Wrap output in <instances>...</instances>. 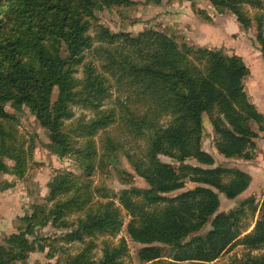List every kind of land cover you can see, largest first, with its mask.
I'll use <instances>...</instances> for the list:
<instances>
[{
  "label": "trees",
  "instance_id": "obj_1",
  "mask_svg": "<svg viewBox=\"0 0 264 264\" xmlns=\"http://www.w3.org/2000/svg\"><path fill=\"white\" fill-rule=\"evenodd\" d=\"M205 1L220 13L234 14L243 27L249 24L243 6H261L255 0ZM125 3L130 1L0 0V151L8 153L4 141L7 136L13 137V133L7 135L3 122L19 121L16 115L4 110L11 104L18 111L24 106L29 108L40 125L49 131L53 146L58 147L55 153L61 157L66 155L69 147L60 130L63 118L69 116L68 104L73 98L90 96L91 105L98 108L109 97L106 85L110 83L98 72L100 66L97 69L96 62H85V53L89 51L94 57L104 59L103 69L110 72L117 84L131 83L134 89L131 96L159 104L158 107L149 105L150 113H155L156 118L146 114L140 124L134 125L138 132L145 129L149 133L147 151L142 157L128 156L134 172L149 188L124 190L120 195L121 204L132 216L128 234L142 246L138 252L140 261L144 264L168 261L215 264L236 246L250 251L264 248V197L261 206L251 197L230 212L220 213L219 195L223 194L228 200L237 199L248 190L251 178L237 168L214 167V157L202 150L203 117L207 115L218 153L226 159L252 160L254 140L264 132V116L250 102L245 90L249 67L236 55L226 56L211 50L191 54L190 48L179 47L171 38L154 31L131 37L126 33L112 34L101 26L92 37L95 12ZM127 51L136 59L130 60L125 54L119 61L114 56ZM81 61L85 78L82 88L76 91L79 82L75 85L71 67ZM154 81H161L168 88L162 90L163 94L159 92L156 100L148 97L158 96ZM55 88L60 95L58 101L52 103ZM101 114L99 112L93 120V133L110 125L111 121L100 118ZM169 116L172 122L160 125L162 118ZM253 123L258 125V131L252 127ZM88 145H92V153L81 164L87 176L93 177L99 167L98 150L93 141ZM161 154L180 163V168L163 163L159 159ZM188 159L204 167L185 165ZM16 168H21L19 162ZM19 172L20 169H6L0 161V174L20 175ZM187 180L197 187L173 195L185 188ZM61 189L68 199L56 201L50 209L37 206L31 217H25L21 233L6 239L9 248L0 246V264H15L26 259L33 249L29 236L35 234L36 229L50 222L58 229L63 228L66 225L63 213L70 205L79 207L89 202L86 198L91 202L95 199L92 186L79 195L83 188L75 186L70 172L50 186V193L57 197ZM161 204L165 205L161 211L149 210ZM258 211L260 215L253 231L244 234V219L247 220L249 213L254 218ZM123 221L121 209L109 200L99 203L97 211L91 209L83 219L79 218L76 230L68 232L65 238L83 242L84 238L96 234L114 237L123 227ZM209 223L210 231L202 235ZM93 244L92 241L90 246ZM161 245L169 249L170 257H165ZM126 246L118 248L108 244L101 262L91 263L88 259L83 262L84 255H81L66 264H119L118 259L126 255ZM232 264H264V256L248 255Z\"/></svg>",
  "mask_w": 264,
  "mask_h": 264
},
{
  "label": "rangeland",
  "instance_id": "obj_2",
  "mask_svg": "<svg viewBox=\"0 0 264 264\" xmlns=\"http://www.w3.org/2000/svg\"><path fill=\"white\" fill-rule=\"evenodd\" d=\"M129 1L128 4L112 5L96 11V19L92 21V37H95L99 31L97 27L101 26L107 28L112 34L126 33L131 37L154 31L171 38L179 47L190 48L191 54L211 50L221 52L226 56H239L249 65L250 75L246 78L245 89L251 101L254 89L261 86L259 79L261 77L257 80L256 74L264 76V0H255L260 2V7H252L249 4L243 6L244 16L249 23L247 27L238 23L237 17L231 12L220 13L209 1L205 0ZM85 54V62H96V68L100 66L98 72L102 73L106 81L110 83V86L106 85L109 97L98 108L91 105L90 96L73 98V102L68 104L66 113L69 116L63 118L64 125L60 130L69 147L65 156L61 157L55 153L58 147L53 146L49 131L40 125L29 108L24 106L18 111L11 104H7L4 108L6 113L16 115L19 121L15 124L8 120L3 122L7 135L13 133V137H6L4 147L7 145L9 151L8 153L0 151V161L6 169H20L19 174H23L22 176L14 173L0 174V246L9 248L6 239L11 235L21 233L25 225L23 219L31 217L37 206L50 209L56 201L63 202L68 199L63 189L57 197H53L50 193V186L56 180L61 181L66 172L72 173L75 186H82L83 189L79 195L85 194L88 191L87 187L92 186L95 197L93 202L86 198L89 202L79 207L70 205L63 213V219L66 220L63 228L58 229L50 222L44 228L36 229L35 234L29 236L32 251L26 259L15 264H66L68 260L81 255H84L83 262L88 259L91 263H97L103 261L105 247L108 244L117 247L127 245L126 255L118 259L119 264H144L138 257L142 246L132 241L128 234V225L132 216L121 204L120 195L124 190L149 188L146 181L134 172L128 156L135 154L142 157L147 151L149 133L145 129L138 132L134 125L141 123L143 115L149 114L155 117V113H150L149 105L158 107L159 104L148 100L142 102V98L131 96L134 89L129 81L117 84L110 72L103 69L106 63L104 59L94 57L89 51ZM125 54L130 60L136 59L129 51L123 54L115 53L114 56L122 61ZM251 68L255 75H252ZM71 70L75 85L79 82L76 89L79 91L85 78L82 61L74 63ZM154 83L159 89L156 91L158 96L151 94L152 96L148 97L156 100L160 93H164L162 90L167 91L168 88L161 81H154ZM59 95L58 88H55L52 93V103L58 101ZM99 112H102L100 118H108L111 122L103 131L93 133V120ZM171 122L170 116L163 117L160 125L167 126ZM203 125L202 150L214 157L215 167L225 166L237 169L246 167V163L239 160L221 158L215 148L216 137L209 116L204 115ZM252 127L255 130L259 128L255 123ZM89 141H93L98 150L99 167L93 177L87 176L81 164V161L92 153L90 150L92 145H88ZM159 159L163 163L172 164L177 169L180 168L181 164L168 156L161 154ZM18 162L21 168H16ZM185 165L201 166L194 159L186 160ZM196 187L195 183L187 180L185 188L173 195H179ZM96 190L99 191L96 192ZM263 196L264 194L253 196L249 193L235 201H230L220 194L219 212L228 213L251 197L255 198V202L261 206ZM109 200L121 209L124 219L123 227L116 236L96 234L93 237L84 238L83 242L69 241L65 238L68 232L76 230V221L79 218L83 219L91 209L97 211L99 203H106ZM164 207L165 205L161 204L149 210L155 209L154 211L158 212ZM259 215L258 211L253 218L249 213L247 220L244 219L243 223L246 226L244 234L253 231ZM210 229L211 223L205 227L202 235L207 234ZM92 241L94 244L90 246ZM161 248L165 252V257H170L169 249L164 245H161ZM248 255L261 258L264 256V248L250 251L243 246H236L221 256L215 264H232L235 260H242ZM165 264L175 263L168 261Z\"/></svg>",
  "mask_w": 264,
  "mask_h": 264
},
{
  "label": "crops",
  "instance_id": "obj_3",
  "mask_svg": "<svg viewBox=\"0 0 264 264\" xmlns=\"http://www.w3.org/2000/svg\"><path fill=\"white\" fill-rule=\"evenodd\" d=\"M244 63H245V61H244ZM245 64L247 65V63H245ZM247 66H249V65H247ZM251 72H252V75L253 74L255 75L252 68H251ZM256 75H257V80L259 77H261V78H259L261 86L254 89V94H253V97H252L250 102L256 107L257 111L261 115L264 116V76H259V74H256ZM244 84H245V82H244ZM255 131H258V130H255ZM254 142H255V150H254V156H253L252 160H245V159H240V158L226 159L222 155L219 154L221 156V158H223L225 160H239L243 163H246V167L245 166L243 168L238 167V169L240 171L245 172L246 174H248L250 176L251 183H250L248 190L246 192H244L241 196H246L249 193L253 194V196L254 195L261 196V194H264V132H260L259 137L256 138L254 140ZM214 167H215V165H214ZM206 168H208V167H206ZM227 168H229V167H227ZM221 195H223V194H221ZM241 196H239V197H241ZM219 197H220V195H219ZM235 200H230V201H235Z\"/></svg>",
  "mask_w": 264,
  "mask_h": 264
}]
</instances>
